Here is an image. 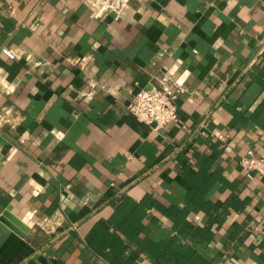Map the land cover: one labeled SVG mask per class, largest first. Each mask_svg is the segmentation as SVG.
I'll list each match as a JSON object with an SVG mask.
<instances>
[{
	"label": "crops",
	"instance_id": "0c3cea01",
	"mask_svg": "<svg viewBox=\"0 0 264 264\" xmlns=\"http://www.w3.org/2000/svg\"><path fill=\"white\" fill-rule=\"evenodd\" d=\"M6 108L0 264H264V0H0Z\"/></svg>",
	"mask_w": 264,
	"mask_h": 264
},
{
	"label": "built area",
	"instance_id": "2783aa9c",
	"mask_svg": "<svg viewBox=\"0 0 264 264\" xmlns=\"http://www.w3.org/2000/svg\"><path fill=\"white\" fill-rule=\"evenodd\" d=\"M1 51L9 57H14V53L8 47H2ZM181 87L177 84L167 86L151 85L147 88L137 90L131 101L128 103V110L136 119L145 123H153L156 126H163L174 121L178 117V110L174 97ZM13 113L6 108L0 112V127L12 123ZM214 137L223 139L219 131L212 132ZM239 162L247 170H255L264 179V151L260 156H242Z\"/></svg>",
	"mask_w": 264,
	"mask_h": 264
}]
</instances>
